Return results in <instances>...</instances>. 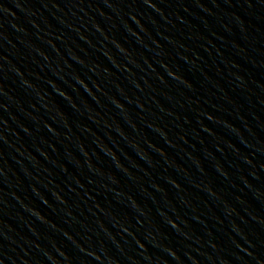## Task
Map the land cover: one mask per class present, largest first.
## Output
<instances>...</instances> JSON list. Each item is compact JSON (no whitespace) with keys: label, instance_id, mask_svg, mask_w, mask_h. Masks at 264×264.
Wrapping results in <instances>:
<instances>
[{"label":"water","instance_id":"water-1","mask_svg":"<svg viewBox=\"0 0 264 264\" xmlns=\"http://www.w3.org/2000/svg\"><path fill=\"white\" fill-rule=\"evenodd\" d=\"M2 264H264V0H0Z\"/></svg>","mask_w":264,"mask_h":264},{"label":"clouds","instance_id":"clouds-1","mask_svg":"<svg viewBox=\"0 0 264 264\" xmlns=\"http://www.w3.org/2000/svg\"><path fill=\"white\" fill-rule=\"evenodd\" d=\"M0 264H2V262H0Z\"/></svg>","mask_w":264,"mask_h":264}]
</instances>
